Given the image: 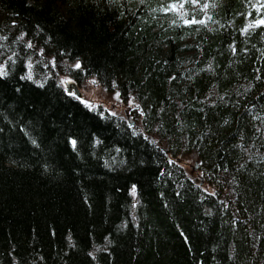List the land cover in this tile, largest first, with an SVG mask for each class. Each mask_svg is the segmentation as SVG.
Instances as JSON below:
<instances>
[{
	"label": "trees",
	"instance_id": "obj_1",
	"mask_svg": "<svg viewBox=\"0 0 264 264\" xmlns=\"http://www.w3.org/2000/svg\"><path fill=\"white\" fill-rule=\"evenodd\" d=\"M0 264H264V0H0Z\"/></svg>",
	"mask_w": 264,
	"mask_h": 264
},
{
	"label": "rangeland",
	"instance_id": "obj_2",
	"mask_svg": "<svg viewBox=\"0 0 264 264\" xmlns=\"http://www.w3.org/2000/svg\"><path fill=\"white\" fill-rule=\"evenodd\" d=\"M61 81H63L61 82L63 85H66V83H70L71 80L68 78H61ZM79 91L82 94L81 101L89 108L101 107L108 113L127 119L132 123L134 122V117L139 116L140 109L135 101L130 98L122 100L117 92H108L104 88L102 89L99 87L95 81H88L84 87H79ZM183 162L186 164L185 167L188 170L190 167H195L193 173L196 178H205L204 171L197 166L198 164H196L194 160L188 158L184 159ZM210 189L212 188L210 187Z\"/></svg>",
	"mask_w": 264,
	"mask_h": 264
},
{
	"label": "water",
	"instance_id": "obj_3",
	"mask_svg": "<svg viewBox=\"0 0 264 264\" xmlns=\"http://www.w3.org/2000/svg\"><path fill=\"white\" fill-rule=\"evenodd\" d=\"M64 89L67 95H73L78 100L81 99L82 95L75 83H66Z\"/></svg>",
	"mask_w": 264,
	"mask_h": 264
},
{
	"label": "bare ground",
	"instance_id": "obj_4",
	"mask_svg": "<svg viewBox=\"0 0 264 264\" xmlns=\"http://www.w3.org/2000/svg\"><path fill=\"white\" fill-rule=\"evenodd\" d=\"M61 82H63V81H61ZM70 83H75L74 81H70ZM76 84V83H75ZM63 85V84H62ZM76 86H77V84H76ZM63 87H65V85H63ZM77 88L79 89V87L77 86Z\"/></svg>",
	"mask_w": 264,
	"mask_h": 264
},
{
	"label": "snow or ice",
	"instance_id": "obj_5",
	"mask_svg": "<svg viewBox=\"0 0 264 264\" xmlns=\"http://www.w3.org/2000/svg\"><path fill=\"white\" fill-rule=\"evenodd\" d=\"M193 22H195V21H193ZM77 67H79V64H77ZM72 143H73V145H75V141H72Z\"/></svg>",
	"mask_w": 264,
	"mask_h": 264
}]
</instances>
